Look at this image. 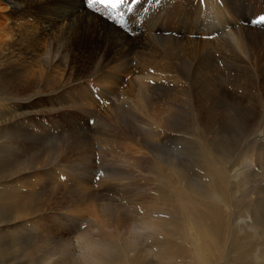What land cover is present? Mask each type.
I'll return each instance as SVG.
<instances>
[{
  "label": "bare ground",
  "instance_id": "6f19581e",
  "mask_svg": "<svg viewBox=\"0 0 264 264\" xmlns=\"http://www.w3.org/2000/svg\"><path fill=\"white\" fill-rule=\"evenodd\" d=\"M250 1L252 0H184V2L160 0L156 5L149 4L142 8L144 17L152 18L147 30L148 39L167 44L168 53L163 56L160 53L146 55L143 52L146 56L136 57L134 51L126 50L113 61L98 58L88 69L87 74H82L71 82L67 79L71 74V68L69 67V72L65 68L68 63L64 41L49 39L43 51L36 54L37 59L31 60L30 65L37 67L39 73L37 75L40 78H47L44 82L55 90V94L66 88H70L73 93L69 99L71 104L61 108L60 112V106L67 102L66 97L59 96V102H54L57 105L46 108L48 122L44 125L35 120L29 121L31 113L37 111L29 112L31 109H28L37 105L34 101L37 94L30 92L35 80L28 82L30 78L22 77L21 73L25 68L32 66L24 64L25 60L22 57L18 59L21 60L18 65H13L9 71L0 70V210H3L0 212L1 264L15 260L12 257L6 258L8 251L15 244L19 246L12 255L22 260L20 264H52L53 258L56 260L54 264H120L122 259L117 253L118 242L124 243L123 247H126L129 253L132 251L131 263L172 264L173 259L152 247H159L160 243L165 245L157 239L159 230L165 229L172 233L175 227L170 224L172 222H166L169 220L159 218L158 211L146 210L140 202L141 199H155V194L159 191L162 192L164 199L178 200L177 205H180V208L185 207V211L182 210V214L179 215L192 229L196 227L194 224H197L198 228L200 224H204L209 239L206 237L208 241L204 240L203 243L211 246L210 249L216 251L217 243L224 245V231L230 234V245L224 252L218 249L220 258L216 254L217 259L223 260L224 264H250L248 256L246 257L247 248L237 244L242 238L236 234L235 226L238 223L235 221V213L245 209L250 214V228L254 227L255 234L259 235L260 230L264 229V199L257 195L255 200L249 202L245 200V196H248L246 194L242 199L238 198L236 203L229 199V205L225 204L224 209L225 207H218L207 195L210 193L209 188L202 183L207 173L218 178H216L218 186L224 183L220 172L227 169L228 162L216 163L217 158L227 159L230 152L239 148L257 127H261L263 131L261 139L251 141L246 146V151L254 158L258 167L264 169V74L260 65L264 59H256L255 63L250 61V45L254 47L251 49L264 53V21L259 19L258 24L263 25H260L261 29L256 39L249 35L247 29L241 27V23L246 24L245 21L253 19L248 16H264V8L260 6L259 10H253L249 7ZM200 3L205 5L202 14L199 11ZM80 5L88 8L87 0H83ZM128 7L124 6L118 12H112L114 17L124 16L125 19L120 20V24H115L124 30H127L124 23L130 13ZM88 9L106 10L100 5H93ZM169 9H173L184 20L176 25L177 28L171 30L165 25L164 10ZM192 16L194 20L191 19ZM204 17H207V20ZM212 20L216 25L211 23ZM44 30H47V27ZM173 32L178 33V36L172 34ZM143 45H146V42ZM227 47H230V50H227ZM173 49L175 50L172 52ZM215 51L226 56L228 60L224 56L215 55ZM96 84L100 86L98 89L95 87ZM123 87L125 89H121L120 93L119 89ZM162 87L165 89L158 92ZM96 90L99 94L94 92ZM150 90L147 98L145 92ZM105 101L106 104L109 101L110 106L105 107L102 104L104 113H101V117L97 116L99 121L95 127L99 135L95 136L92 135V129L85 128L83 121L89 116L92 117L94 112L92 107L100 103L105 104ZM123 104L129 105L130 110L136 113L123 115L119 121V117L114 115L118 114L117 110H120ZM192 105L199 109L205 124L200 123L198 126L195 123L198 119L192 113ZM111 110L114 115L110 113ZM63 111H66V114L61 116L63 119L50 117ZM97 113L99 111L96 115ZM212 122L218 127L211 128ZM120 137H124L126 141L125 154L122 150L123 144L118 147L117 141ZM162 146L171 149L162 152ZM176 146L177 151L174 149ZM95 153L99 156L97 163L94 159ZM190 154L196 158L194 162L199 166L193 174ZM97 176L99 182L94 181ZM58 181L68 185L65 194H61V199H70L67 201L69 206L67 203L66 209L72 210L78 203L85 205L84 202L88 199L90 202L91 199H95L94 205L91 203L101 214L99 219L94 216V221H90L87 232H77L80 234L75 235V248H71L74 241L68 240L70 237L68 234L72 229L64 222L55 221L57 227L60 224L62 226L47 230L51 234L50 240L54 238L58 243L70 241L67 248L62 246L58 249L60 253L52 249V253L47 254L48 249L42 251L43 247L35 245V241L26 247L25 242L17 240V235L9 232L7 236L6 226L18 220H31L33 218L31 215L39 211L42 213L47 208L49 203L47 199H56V195L47 196L43 191L48 183L56 185ZM123 194L133 203L132 206L124 207L123 201L114 203L111 200ZM193 206L196 208L201 206L203 211L199 212L197 211L199 209L195 210ZM122 207L127 210V214L129 211L130 214L134 213V219H127L132 215L129 214L127 217ZM169 207L168 212L173 214L172 206ZM120 208L126 214L125 218L120 217ZM145 211L148 214H145ZM246 219L245 224L249 221V218ZM31 223L29 221L22 227L28 228ZM109 227L111 229L105 231ZM102 230L104 233L111 231L112 240L103 237ZM197 232H200V229ZM43 234L34 235L35 240L39 241ZM187 235L190 236L186 232ZM16 240L19 243H15ZM181 246L179 247L182 250L183 245ZM229 249L233 251L239 249L238 256L235 254L232 257L231 253H227ZM138 251H145L144 255Z\"/></svg>",
  "mask_w": 264,
  "mask_h": 264
},
{
  "label": "rangeland",
  "instance_id": "374dc122",
  "mask_svg": "<svg viewBox=\"0 0 264 264\" xmlns=\"http://www.w3.org/2000/svg\"><path fill=\"white\" fill-rule=\"evenodd\" d=\"M82 1L83 0H14V1L13 0H10V1L9 0H0V70L5 71V72L9 71L13 65H18V62L21 61L18 59L22 58V57L24 58L23 60H25L24 64L30 65L31 60L37 59L36 54H40L43 51V49L45 48V44L49 41V39L50 40H60L62 42L64 41V45L66 48L65 52H66L67 63H68V66L66 64L65 68L68 69L67 70L68 72L71 68V74L67 77L69 82H71L74 79L82 76V74H85V73L87 74L88 69L91 67V65L93 63H95V61L98 58H101L103 61H107V60L113 61L114 59H116L118 57V55L121 56V54L123 52H125L126 50L134 51L136 53L135 54L136 57H141V55L146 56L149 53H153L155 55L160 53L161 55L165 56L166 53H168L166 51L168 48L167 44H160L156 40L150 41L148 39L147 30H148L150 23H152V18H150L148 16L144 17L145 14L142 11V8H144L145 6L152 4V3H154L156 5L160 2V0H138L137 3H134L131 6V9H132L131 12L129 13V15H127L128 20H125V23H124L125 25H127V30H124V28H122L120 26H119L120 27L119 28L118 26L115 25V24H120V20L125 19L124 16L117 18V17H114V15L112 13L110 14L109 11L105 12L106 10L100 11L97 9L85 8V6L80 5ZM173 1L177 2V0H171V2H173ZM260 1L261 0L250 1L249 7L253 10L254 9L259 10L260 6H263V8H264V4H263L264 2H260ZM182 2H184V0H182ZM185 5L186 4L184 3V6ZM125 6L128 7L129 5H125ZM204 6L200 3V8H201V9H199V11H201L200 14H202V10H203ZM164 11L166 14V18H165L166 21L164 20L166 23L165 25L168 26L170 28V30L177 28L178 26H176V25L180 24L179 22L184 21L183 19H181V16H178L177 13H175L173 11V9L164 10ZM248 17L249 18L251 17L253 19H251L249 22L245 21L246 24L241 23V27L245 28V30L247 29V31H249V33H250L249 35L253 39H256L259 35V30L261 29L260 25H263V24H258L259 22L257 23L254 21H259L260 15H257L258 18L256 16L253 17L252 15L248 16ZM191 19L194 20L193 16ZM204 19L207 20V17H204ZM196 20L200 21L201 19H195V21ZM247 22H248V24H247ZM211 23L216 25V22L214 20H212ZM45 27H47V30H44ZM169 34H171L170 31H169ZM169 34H164V35H169ZM172 34H174L175 36H178V33H176V32H173ZM254 36H256V37H254ZM145 42H146V45H143ZM251 46L252 45H250V56H251L250 61H251V63H255L256 59H264V53L263 52L259 53L256 49H251V48H254ZM137 47H139V48H137ZM230 47H227V50L228 49L230 50ZM174 50L175 49H173L172 52ZM143 52H145L146 55ZM214 53H215V55L224 56L221 53L217 54L216 51ZM224 57L228 60V58L226 56H224ZM8 61H9V64L7 63ZM133 64H135V63H133ZM260 65H261V68L263 69L262 73L264 74V68H263L264 67V61H262L260 63ZM1 66L2 67L4 66V67L1 68ZM30 66H32V65H30ZM6 69H8V70H6ZM262 69H261V71H262ZM21 74H22V77L28 76L30 78V80L28 82H32V80H35V84L32 85L30 92L33 91V94H37V96L34 99V101H35V103H37V105L35 104L33 107L28 108V109H31V110H29V112H34L33 110H37V111L35 113H31V115L29 117V121L35 120V122H38L39 124L44 125L45 122H48L46 119L47 118L46 108L49 109L50 107L57 105L54 102H57V101L59 102L60 97H66V99H67L66 101L67 102L70 101L69 99L72 96L71 93H73V91L70 88H66L67 91L65 89H62L59 92V94H55V92H54L55 90L53 91L52 88H50L49 85H47L44 82V80L47 78L46 77L40 78L37 75V74H39L37 67H34V66H32L30 68H25ZM257 76H258V78H260V75H258V71H257ZM35 78H37V80ZM149 82L152 83V81H149ZM62 83H63V81L61 80L60 84H62ZM97 85L98 84L95 85L96 89H98L100 87V86L98 87ZM181 85L182 86L184 85V81L182 82ZM124 87L126 88L127 85H124ZM124 87L120 88L119 91L121 89L124 90L125 89ZM50 89H51V91H50ZM164 89H165V87L164 88L162 87L160 89L161 91L158 90V92H162ZM94 92L99 94L98 90H96ZM149 92L151 93V90L145 92L147 98L149 96L148 94H150ZM154 92H156V91H154ZM120 93H121V91H120ZM67 102H65L62 106H60L59 112H60L61 108L66 107V106L71 104V101L68 103ZM108 103H109V101L107 102V104L105 101V104L100 103L96 107H92V109L94 111L92 117L95 116L96 112L99 111V113H97L98 115H96L94 118L89 116L90 118L87 117L84 120L85 122L83 121V125L85 126L86 129L88 127V129L93 130L92 135H95V136L99 135L98 134L99 132H96L97 128L95 126H98L97 122L99 121V117H101L102 114L104 113L103 105L105 107L110 106V105H108ZM129 107H130L129 105L123 104V105H121L120 110H117L118 114L114 115L113 110H111L110 113L113 114L114 116L119 117V119H120L119 121H121L123 115L130 114V112H131V115L136 113L133 110H130ZM191 108H192L193 115L196 117V119H198L197 122L195 121V123H197L198 126H200V123L201 124L204 123V118L201 117V114L199 113V109L196 108V106L193 107V105H192ZM70 111H72V110H70ZM107 112H109V109L107 110ZM62 114L65 115L66 111H63V112L55 114V115L53 114V116H50V117H56L57 119H63V117H61ZM97 116H99V117H97ZM58 117H60V118H58ZM94 120H96V121H94ZM210 127L212 128V127H218V126L214 122H212ZM191 131H193V129ZM262 134H263V131L261 130V127L260 128L257 127L256 129H254L252 131V133L249 135V137H247L245 142L239 148L237 147L238 150H237V148H235L232 152H230L231 154H230V156H228V158H227L228 160L226 158H220V157L217 158L216 163L221 162L223 164H226L228 162L226 164V167H227L226 170L227 171L224 170L223 172H220V174L223 176V182L224 183H222V184L224 186L222 184L220 186L217 185V181H216L218 179L217 177L210 176L208 173H207L208 175L206 174L204 176L202 183L206 184L205 187L209 188V191H210V193L208 192L207 195H209L211 197V199L214 200V202L218 205V207L220 206V207L224 208L225 204L229 205V203H228L229 199H232V201L234 203H236L238 201V198L241 197V199H242L243 196H245L246 194L248 196L247 197L245 196V200L249 201V202H251L252 200H255L257 195L260 197V199H264V169L259 168L258 164L254 160V158H252L250 156V154H248L246 151V146L248 144H250L251 141H254V140L256 141L257 139H261ZM122 139H124V137H120V139L117 142H119V145H118L119 148L123 144L122 150L124 151L123 153L125 154L126 152H125L124 147L126 146V144H124V143H126V141H125V139L124 140H122ZM238 139H239V137H238ZM166 148H167V146H164V147L162 146L161 151L163 150L162 152H166L168 149L169 150L171 149V147H169L168 149H166ZM174 149H175V151H177L178 146L174 147ZM96 152H97V150H96ZM175 154H177V153L175 152ZM68 155L69 154H66V156H68ZM98 158H99L98 154L95 153L94 159L96 160V163L99 160ZM191 159L193 162L191 164V171L193 174L196 170L199 169V166L194 162L196 158L193 155H191ZM101 173H102V171H101ZM225 174H227L228 176ZM39 176H41V174ZM54 178H55V176L52 177V179H54ZM98 178L99 177L97 176L94 181L99 182ZM61 179L64 180V177H62ZM61 179H59V180H61ZM205 180L207 183L205 182ZM192 181H193V175H192ZM64 183L65 182L58 181V184L56 183V185L48 183V185H46L47 188L45 187V189H44V187H43L44 191L43 190L42 191H43L44 195H47V196L49 194L56 195L55 200L54 199H47V203H48V201H49V203H48L47 208L43 211V212H45V211H47V212L41 213L39 211L36 214L31 215L33 217L31 220L23 219L22 221L18 220V221L12 222L13 224H11V225L14 226L13 228L10 227L11 225H8L5 227V229H7V236H9V232L11 234L17 235V238H18L17 240L19 242H25L26 247L32 245L33 242L35 241L34 242L35 245L38 244V246L40 245L41 247H43L42 251H46L48 249V251H47V254H48L50 252L52 253L53 250H55L54 252H59L58 249H60V247H62V246H65V248H67L70 244L71 239L74 241L75 235L80 234L77 232H79V231L80 232L81 231L87 232V229L89 228L88 226L91 224L92 221H94V216H97L98 219H99V217H101V214L98 211H96V208L93 206L95 203V199H91V202H93V205L89 201V199H88V201L84 202L85 205L89 204L88 205L89 207L87 205L86 206L83 205V203L82 204L78 203L79 205L78 204L75 205L74 208L72 209L73 211L71 210V208L66 209V205L70 199H66V200L63 198L61 199L62 195L65 194L66 190H68V188H67L68 185L64 184ZM98 184L99 183H97V185ZM42 185H44V184H42ZM214 185H215V187H214ZM63 186L65 188H63ZM55 187H57V188H55ZM215 188H216V190H215ZM230 189H232V190H230ZM51 191H52V193H51ZM53 191H55V192L53 193ZM164 193H167V192L164 191ZM232 194L234 195L235 198L233 197ZM58 196L60 197V199ZM154 198L155 199H150V198L141 199L140 202L146 210L152 209L151 211H153V210L158 211L160 213L159 218H164V220H169L166 222H172L170 224H173V226L176 229L173 228L172 233H169L165 229L159 230L157 239H158V241L164 243L166 246L160 243L159 247L153 246L152 248H154L157 252L163 253L164 255L169 256L171 259H173V262H171L172 264H206V263L212 264L213 260H214L213 264H224V261L219 259L220 257L218 256L219 255L218 249H220L221 251L223 250L222 252H224L225 248H227L228 245H230L231 236L229 233H227L225 231L223 233L225 246L224 245L222 246V245H220V243H217V250L216 251L213 248L210 249L211 246H206L204 244L205 241L207 240L206 237L208 238L207 235H209L204 224H200L199 228H198L197 224H194L193 226L195 227V225H196V227L193 229H192V227L189 226L190 225L189 223L186 224L187 221H184L183 218H180L181 215H179L180 213L182 214V210L185 211V207L183 208V206H182L180 208V205L179 206L177 205V203H179L178 200L175 201V199H164L161 191L157 192V194H155ZM111 200L114 203H121L123 201L124 203L123 202L122 203H123L124 207L125 206L126 207L132 206V204H133L130 202L129 199H128L129 201L127 200V198L124 194L121 197H117V199H111ZM133 200H135V199H133ZM133 200H131V201L133 202ZM219 200H221V201H219ZM64 203H65V205H64ZM57 204H60V205H57ZM189 204H190L189 206L191 207V202ZM8 206H10V205H8ZM68 206H69V203H68ZM84 206H85V208H84ZM169 206H172V208L174 210L173 214L168 212L170 209ZM87 208H89V210ZM122 209H125V208L122 207ZM122 209L119 212L120 217H122L124 215L126 216V214H127L126 213L127 210L125 209V211H124L126 213L125 214L122 211ZM135 209L137 210L138 208H135ZM193 209H195V210L199 209V210H197L199 212L203 211V208L201 206L199 208H196L195 206H193ZM224 209H226V207ZM2 211L3 210H0V212H2ZM129 212L127 214V217H129L130 215H132V217L130 216L127 219L131 220L133 218L134 213L130 214L131 212L130 213ZM164 213L166 215H164ZM145 214H148V212L145 211ZM14 215L15 214H12V216H14ZM125 216H124V218H125ZM246 218H249L248 219L249 221H247L248 223L245 224L244 220H247ZM53 219H54V221H53ZM0 220H2V219L0 218ZM7 220L10 221L9 218ZM29 221L32 222L31 225H29L28 228L27 227L23 228L22 225H24L25 223L28 224ZM55 221L59 222V223L64 222L67 227L72 229V232L68 234L70 236V237H68L69 238L68 240H70L69 243L68 242L62 243L60 241H59L60 243H58V240H56L54 238H51V240H50L49 237H51V234L48 233L47 230H50L51 228L53 229V228H58L59 226L60 227L62 226L60 224L57 227L55 224L56 223ZM137 221L138 220H136V222ZM235 221L238 224H241V226H239L238 224L235 226L236 234L242 238L241 240H239V242L237 244H240L241 247L247 248L248 252L246 253V257L248 256L247 259L249 260L250 264H264V250H263L264 249V240H263L264 229L260 230L259 235L255 234V228L254 227L250 228V226H249V225H251L250 214H248L245 209H242L240 211H236ZM4 222L6 223L5 220H4ZM184 224L186 227L184 226ZM21 227H22V229H21ZM38 227H40V228H38ZM203 227H204V229H203ZM34 229H36V230L33 232ZM109 229H111V228L109 227L105 231H108ZM199 229H200L201 233L197 232V231H199ZM183 230H184V233H183ZM105 231H103V233L101 232L103 237H106V238H109V240H112V236L110 234L111 231L109 233L108 232L104 233ZM179 231H181V232L179 233ZM186 232L188 234H190V236L189 235L186 236ZM204 232H206V233H204ZM36 233L37 234L44 233L42 235L43 238H40L39 241H38V239L35 240V237L37 236ZM34 235H36V236H34ZM184 235L186 236V238ZM202 235L205 237H203ZM21 236H23V237H21ZM260 236L262 237L261 239H259ZM193 237L195 239L197 237L198 238L195 240V239H193ZM201 238H202V240H201ZM165 239H168V240H165ZM183 239H184V241H183ZM17 240L14 242L19 243ZM44 240H45V242H44ZM55 240H56V242H55ZM105 240H107V239H105ZM261 240H262V242H261ZM54 242H55V244H54ZM197 242H198V244H197ZM247 242H248V245H247ZM40 243H42V244H40ZM231 244H233V243H231ZM74 245H76V240L74 242H72L71 248H75ZM181 245H183L182 250L180 249V247H182ZM243 245H245V246H243ZM15 246L14 245L12 246V249L9 250L10 252L8 251V254L6 256V258L12 257L15 260L10 261L8 264H11V263L12 264L13 263L14 264L15 263L20 264V262L22 263V260L17 259L12 255L16 251L15 249L16 248L18 249L19 244H15ZM116 246L118 248L117 253H118V255H120L119 257L122 259V262L120 264H138V262H136V263L130 262V257H131L130 253L132 255V251L129 253V250L125 249L126 247H123V246H125L124 243L118 242V243H116ZM220 246H222V247H220ZM41 247H40V249H41ZM250 247H251V249H250ZM44 248H46V249H44ZM256 249H258V250L256 251ZM238 250H236L237 252L234 250L235 251L234 252L232 249L231 250L229 249V251H227V253L228 252L231 253L232 257L235 254H237V256H238V254H239ZM12 251H13V253H11ZM121 251H123V252H121ZM163 251H165V252H163ZM138 252L143 254V252H145V251H138ZM152 252H153V250H152ZM175 252L178 254H173ZM216 254L219 257L218 259H217ZM212 255H214V256H212ZM206 256H207V258H204ZM152 257H153V255H152ZM18 260H20V261L18 262ZM169 261H171V260H169ZM55 262H56V260L53 258V261L51 263L54 264ZM0 264H1V262H0Z\"/></svg>",
  "mask_w": 264,
  "mask_h": 264
},
{
  "label": "snow or ice",
  "instance_id": "6c2138e0",
  "mask_svg": "<svg viewBox=\"0 0 264 264\" xmlns=\"http://www.w3.org/2000/svg\"><path fill=\"white\" fill-rule=\"evenodd\" d=\"M137 2L138 0H87V7L92 8L93 5H100L111 14L112 12H118V10L123 9L125 5H131ZM131 10V7H129L128 11L131 12ZM260 21H264V16L260 17ZM260 21L254 22L258 23Z\"/></svg>",
  "mask_w": 264,
  "mask_h": 264
}]
</instances>
